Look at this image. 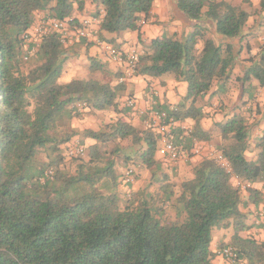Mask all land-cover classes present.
Segmentation results:
<instances>
[{
  "label": "trees",
  "instance_id": "obj_1",
  "mask_svg": "<svg viewBox=\"0 0 264 264\" xmlns=\"http://www.w3.org/2000/svg\"><path fill=\"white\" fill-rule=\"evenodd\" d=\"M96 2L104 11L100 40L110 44L104 34L139 33L133 77L171 74L188 84L179 105L152 106L143 119L165 112L175 121L174 144L179 159L188 156L190 171L180 176L173 166L179 159H158L163 135L156 128L126 119L134 108L128 101L121 107L127 86L120 74L90 58L88 78L60 82L81 44L69 47L55 31L36 38L33 28L40 13L81 28L74 13L83 0H0V264H212L216 257L264 264V240L249 232L255 228L251 206L257 224L264 212V129L253 135L246 118L252 109L214 124L216 134L202 127L201 103L216 87L225 92L239 54L235 42L243 40L251 13L227 0H177L190 32L145 42L141 30L155 0ZM248 50L250 65L235 81L252 100L264 92V43ZM87 111L117 117L97 131L73 127ZM257 114L264 123V104ZM217 136L215 153L227 166L214 153L192 165L196 144ZM76 148L83 152L70 154ZM124 167L146 171L145 183L133 189L136 170L128 180ZM121 186L127 187L123 206ZM220 230L225 235L214 252ZM225 249L234 261L219 254Z\"/></svg>",
  "mask_w": 264,
  "mask_h": 264
},
{
  "label": "crops",
  "instance_id": "obj_2",
  "mask_svg": "<svg viewBox=\"0 0 264 264\" xmlns=\"http://www.w3.org/2000/svg\"><path fill=\"white\" fill-rule=\"evenodd\" d=\"M83 1V9L79 10L78 6H75L76 11L74 13V18L82 25L85 22L89 23V35L87 41H83V39L81 41L73 40L67 44L70 47L80 42L81 46L78 55L67 62L60 82L68 83L74 79L88 78L89 59L94 58L104 64L111 72L120 74L119 82L122 83L123 81L126 84L127 90L120 99V104L122 105L121 107H124L127 101H135L137 106H135L133 113H129L126 117V119L129 121L131 120L134 125L147 126L145 122L147 117L145 121L143 117L147 115V112L152 106L158 104L170 107L179 105L187 95L188 84L178 81L171 74H166L159 78L125 76L124 66L110 60L100 44V42H104L100 40L101 21L104 17L103 9L98 7L96 0ZM227 1L234 4H241L245 10L251 13V16L244 30L243 40L241 41L240 39L235 42L236 52L239 54L236 59V68L233 77L228 85H226L225 92L217 90L218 87H216L215 90L202 101V103L206 104L203 107V109H205L206 118L202 121V127L205 131L213 132V134L217 132L214 128V123L223 122L226 114H228L227 118L231 117L230 113L240 104L238 102L244 100L245 95H248L243 94V88L235 81V77L241 76L250 65V52L248 49H256L260 44L264 43V10L260 7V0H250L249 4H244V0ZM40 16H46V14L40 13ZM190 30L191 29L187 28L179 18L177 0H155L151 18L142 26L141 38L143 39L142 41L150 42L152 39L154 40L161 37L163 34L182 37L184 34H188ZM103 37L108 41H112L110 45L118 49H122L126 52L130 50L141 52L142 46L139 42L138 32L104 34ZM253 84L257 86L258 83L253 81ZM238 89H240V91H238ZM259 92H261V90H259ZM225 106H230V109L226 111ZM114 116L117 117L116 114H114ZM188 124H193V122L190 121ZM213 142L219 144L220 137H215L214 140L209 143H202L204 145V151L200 155L194 156L190 160V163L192 165L197 164L201 162L204 157L208 156L211 147L209 144H213ZM163 158V155L159 153L158 159L166 163ZM173 166L175 168L174 171L180 176L185 175L191 168L188 160L184 159H179ZM142 174L144 177L147 176V172L144 170ZM251 234L258 239L255 228H252ZM224 235V230L214 232V240L212 243L214 252L217 251L218 244L223 241ZM212 264L230 263L223 258L216 257Z\"/></svg>",
  "mask_w": 264,
  "mask_h": 264
},
{
  "label": "built area",
  "instance_id": "obj_3",
  "mask_svg": "<svg viewBox=\"0 0 264 264\" xmlns=\"http://www.w3.org/2000/svg\"><path fill=\"white\" fill-rule=\"evenodd\" d=\"M70 21L71 20H65L60 21L57 19H49L43 23H41L40 28H36L34 26L33 28V34H37L38 36H41L43 34H46L47 32L55 31L61 34V38L65 44H69L70 41L78 40L81 41L82 39L88 38L89 35V23H84L81 28L78 29H72L70 27ZM26 40H30L31 36L30 34L25 36ZM101 46L104 48L106 55L109 57L110 60L113 62L123 64L126 66L127 69V76L133 77L137 67H138V58H139V52L136 50H130L128 52L118 49L113 45L100 42ZM128 105L131 108H135L136 103L134 100L128 101ZM151 119V125L150 127H154L157 129L158 132H160L163 135V147L160 153L165 156H169L173 161H176L180 158L181 154L179 149L174 144V133H173V127L176 125L175 121L172 118H169V116L165 112H152L150 115ZM183 130L186 133H190L191 129L186 125H182ZM201 143H197L195 146L196 153L199 154V150L197 149ZM200 148H202L200 146ZM83 152L82 149H74L70 151V154L73 153H81ZM214 155L216 157V160L223 166H227L225 160L223 159L221 154H217L214 151ZM131 174L132 170L128 171L127 177L128 180H131ZM245 187V186H244ZM261 219L264 222V212L261 214ZM220 255L224 257H228L231 261L233 260V257L235 256L233 252L230 249H225L223 251L219 252Z\"/></svg>",
  "mask_w": 264,
  "mask_h": 264
},
{
  "label": "rangeland",
  "instance_id": "obj_4",
  "mask_svg": "<svg viewBox=\"0 0 264 264\" xmlns=\"http://www.w3.org/2000/svg\"><path fill=\"white\" fill-rule=\"evenodd\" d=\"M45 21H47V18L45 16H38L35 27L39 29L41 23H43ZM34 36L36 38L39 37L38 33L37 34L35 33ZM238 91H240V89H238ZM254 95L255 96H254V98L252 100H250L248 98L249 97L248 95H245L244 100H240L238 102L240 104H238V106H236V109H234L232 111V113H230V115L232 116V114L234 115V114H236L238 112H243V113H245L247 115V114H249V110L252 109V112L249 115H247L246 118L249 119V123L251 125H255L254 129H253V135L257 136L258 133L264 129V123L260 122L261 121V116L259 114H257V106L264 104V92L263 91L262 92L256 91ZM244 101L245 102H250V104L249 103L245 104ZM201 104H202V106L206 105L205 103H201ZM225 107H226V111L230 109V106H228V107L225 106ZM223 111H224V108H223ZM227 116H228V114L225 115V119L227 118ZM114 119H115L114 114H106V113L104 114V113H99V112L87 111V112L83 113V116L81 118H77V119L73 120V127L78 128L81 131H84L86 129H93V130L97 131L105 123H110ZM146 123H147V127H150L149 125H151V120L150 119L147 120ZM214 124H216V123H214ZM256 124L257 125L259 124V126H256ZM187 126L191 129L190 125H187ZM80 139H81V136L80 137L79 136L75 137L72 140V142L79 143ZM213 140H214V138H213ZM89 143L90 142L86 141V144L84 146L85 147L87 145L89 146ZM209 145H211V147L209 149L210 150L209 154L214 153V150H216L217 144L213 142V144L211 143ZM200 146L202 148H200ZM200 146L197 148L199 150V154L196 153V149H195L194 152H193L194 156H198L204 151V147H203L204 145L201 143ZM185 157L186 158H183V156H182V158L184 160L188 159L187 155ZM42 158H43V156L39 157V159L43 160ZM129 168L130 167L122 168V170H121L122 173H126L127 171H129ZM133 169H134V171L135 170L136 171L134 172L135 181H134L132 187H133V189H137V188H139L140 186H142L145 183L146 177H144L143 174H142L143 170L136 169L135 167H131L130 170H133ZM238 185H239V183H238ZM259 187L261 188V186H259ZM126 193H127V187L126 186H124V187L121 186L120 187V197H121V200H122V203H121L122 206L124 205V202H125ZM244 196H246V195H244ZM251 208L253 209V211H254L253 213L254 214L250 215V223H254L255 224V226H254L255 227V233L258 236L257 240L258 241H263L264 240V222L261 219L262 222H261V220H259V224L256 223L255 215L257 213L254 210V207L251 206ZM249 232H250V236L251 237H255L253 234H251V231H249ZM229 235H230V232H229Z\"/></svg>",
  "mask_w": 264,
  "mask_h": 264
}]
</instances>
